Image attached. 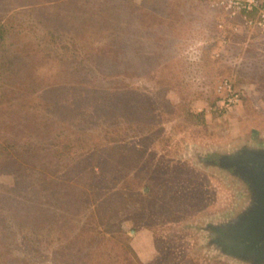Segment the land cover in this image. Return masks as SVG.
Returning <instances> with one entry per match:
<instances>
[{"label":"rangeland","instance_id":"rangeland-1","mask_svg":"<svg viewBox=\"0 0 264 264\" xmlns=\"http://www.w3.org/2000/svg\"><path fill=\"white\" fill-rule=\"evenodd\" d=\"M246 19L220 0H0V264H87L106 239L101 264H239L204 230L242 201L217 158L264 150Z\"/></svg>","mask_w":264,"mask_h":264},{"label":"flooded vegetation","instance_id":"flooded-vegetation-1","mask_svg":"<svg viewBox=\"0 0 264 264\" xmlns=\"http://www.w3.org/2000/svg\"><path fill=\"white\" fill-rule=\"evenodd\" d=\"M260 161H264L263 149H243L217 158L219 166L241 184L242 201L227 216L205 225V244L239 264H264V247L256 231L264 213V190L258 182Z\"/></svg>","mask_w":264,"mask_h":264},{"label":"trees","instance_id":"trees-1","mask_svg":"<svg viewBox=\"0 0 264 264\" xmlns=\"http://www.w3.org/2000/svg\"><path fill=\"white\" fill-rule=\"evenodd\" d=\"M86 22V21H85ZM3 28H5V25H3L2 26V28H0V31L3 29ZM87 29H88V23L86 22V23H81V25H80V29L79 30H75L74 32H76V33H78L77 35L78 36H75L74 38H78L79 40V42H84L85 41V34H87ZM87 36H89L88 34H87ZM73 39V38H72ZM115 38L112 36V38H111V40H114ZM129 45V44H128ZM127 46V45H126ZM131 47V46H130ZM75 53V55H77L78 56V52H74ZM81 61H83V62H80V66H82L83 68H85V70H86V68H87V62L88 61H86V59H83V60H81ZM63 65H61V67H62ZM64 68V67H63ZM4 123H6L7 125L8 124H10V127L11 126H13L14 124H13V120H6ZM31 145H33V144H30V146ZM5 153H7L6 151H4ZM7 155H9L10 156V154H6V155H4V156H7ZM0 159H2L1 158V156H0ZM1 161V160H0ZM2 162V161H1ZM1 164H3V163H0V167H2V165ZM107 240V239H106ZM106 240H104L102 243L101 242H98V244H97V246H99L98 248L99 249H97V247H96V249H94L93 250V252L91 253H88V258L87 259H85V263H87V264H91V262H96V264H101V260H102V262H106V261H109L110 262V260L112 259L113 260V257H112V253H110L109 252V248L108 247H104L105 246V244L107 243V241ZM103 243H104V246H103ZM113 243V242H112ZM3 243H0V246L2 245ZM101 244H102V246H101ZM114 245H111V247H113ZM4 247H5V245H4ZM111 247H110V249H111ZM105 248V249H104ZM94 254V255H93ZM87 260V261H86ZM107 263V262H106Z\"/></svg>","mask_w":264,"mask_h":264},{"label":"built area","instance_id":"built-area-1","mask_svg":"<svg viewBox=\"0 0 264 264\" xmlns=\"http://www.w3.org/2000/svg\"><path fill=\"white\" fill-rule=\"evenodd\" d=\"M221 6L229 15L241 14L245 18V23H251V19H246L247 14L257 10L259 13L258 23L264 28V4H259L258 0H220Z\"/></svg>","mask_w":264,"mask_h":264},{"label":"water","instance_id":"water-1","mask_svg":"<svg viewBox=\"0 0 264 264\" xmlns=\"http://www.w3.org/2000/svg\"><path fill=\"white\" fill-rule=\"evenodd\" d=\"M259 166V184L264 190V161L258 162ZM256 231H258L259 239L258 242L259 244L261 243L264 247V213L263 216L259 219L258 223L256 224Z\"/></svg>","mask_w":264,"mask_h":264},{"label":"crops","instance_id":"crops-1","mask_svg":"<svg viewBox=\"0 0 264 264\" xmlns=\"http://www.w3.org/2000/svg\"><path fill=\"white\" fill-rule=\"evenodd\" d=\"M221 14V13H220ZM225 16H222V14L219 16L218 14L215 16V18H216V20H218L219 22L218 23H221L220 22V20H219V18L221 19V18H224ZM225 20H226V22H224V24H219L221 27L222 26H224V27H232V25H229V24H226L227 23V20L228 19H226V17H225ZM224 43L225 44H229V45H233V44H235V45H238L237 43H235V42H233L232 40H230L229 38H225V40H224ZM245 42H243V40H240V42H239V44H241V47H242V45L244 44Z\"/></svg>","mask_w":264,"mask_h":264}]
</instances>
